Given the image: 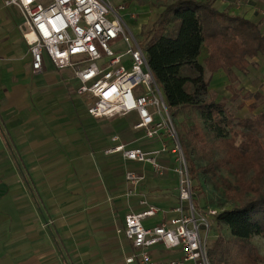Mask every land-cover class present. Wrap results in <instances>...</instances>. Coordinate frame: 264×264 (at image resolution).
I'll return each mask as SVG.
<instances>
[{"label":"crops","instance_id":"1","mask_svg":"<svg viewBox=\"0 0 264 264\" xmlns=\"http://www.w3.org/2000/svg\"><path fill=\"white\" fill-rule=\"evenodd\" d=\"M212 1L221 12L260 23L264 35V0ZM23 22L17 8L0 0V264H128L135 249L124 234L125 218L143 208L140 197H124L126 173L144 176L138 191L166 212L146 223L160 224L179 205L174 156L160 157L168 170L157 176L148 164L107 154L114 137L147 152L162 143L134 130L136 113L94 119L72 70L49 71L44 63L34 74ZM208 55L205 48L201 57ZM261 59L264 66L259 56L246 73L236 71L237 89L264 96ZM209 83L212 93L229 91L223 71L210 74ZM255 111L264 112V99ZM151 251L157 263L181 256L164 246Z\"/></svg>","mask_w":264,"mask_h":264},{"label":"built area","instance_id":"2","mask_svg":"<svg viewBox=\"0 0 264 264\" xmlns=\"http://www.w3.org/2000/svg\"><path fill=\"white\" fill-rule=\"evenodd\" d=\"M15 7L24 22L25 38L30 46L34 74L44 70L48 59L58 70L70 69L79 81V95L91 101L89 114L97 120L138 115L134 130H142L149 140L161 141L153 151L127 149L118 144L107 154H122L129 161L148 164L153 173L163 176L168 168L160 161L164 154L174 156L172 171L178 180L179 205L173 218L149 225L146 220L166 212L151 204L138 187L144 176L126 173L124 197H140L141 212L130 211L125 218L124 234L135 249L128 264H211L208 238L211 218L217 210L204 211L194 200L189 165L169 112L163 89L150 67L141 40L128 26L120 12L126 5L115 7L111 0H4ZM25 28V29H24ZM29 32V35L27 34ZM165 139L170 141L167 143ZM164 246L179 250L177 259L157 263L153 248Z\"/></svg>","mask_w":264,"mask_h":264},{"label":"trees","instance_id":"3","mask_svg":"<svg viewBox=\"0 0 264 264\" xmlns=\"http://www.w3.org/2000/svg\"><path fill=\"white\" fill-rule=\"evenodd\" d=\"M157 1L163 11L153 30L144 34L142 45L171 116L176 118L180 111L193 114V125L177 130L191 179L197 181L201 171L191 147L200 144L220 154L218 158L214 152L205 154L208 164L203 171L222 169L229 174L222 185L233 207L223 210L216 220L228 228L230 238L218 235L209 249L210 262L261 264L263 257L251 239L264 238V112L237 120L223 102L209 95L210 83L205 79L206 71L212 75L223 71L230 83L227 89L243 100L241 108L250 100L258 101L260 92L244 93L235 87L239 81L236 71L246 73L250 59L264 56L261 24L221 12L212 0ZM205 48L209 55L201 62ZM254 107L250 105L249 110ZM236 120L243 130H234ZM224 125L230 128L227 134ZM238 134L244 138L240 145L236 144Z\"/></svg>","mask_w":264,"mask_h":264},{"label":"rangeland","instance_id":"4","mask_svg":"<svg viewBox=\"0 0 264 264\" xmlns=\"http://www.w3.org/2000/svg\"><path fill=\"white\" fill-rule=\"evenodd\" d=\"M112 4L115 7H118L119 5L123 4L126 5V9L120 14L125 17L126 22L128 23V26L133 30V32L138 36V38L143 40L144 34L150 32L153 30V27L155 25V22L157 21L160 13L163 11V8H160L162 5L157 4V0H111ZM168 3L173 2L174 0H166ZM215 1H221L223 0H215ZM160 5V6H159ZM237 5V4H236ZM234 7V6H233ZM207 52H209L207 50ZM206 54V51L204 55ZM263 59V58H262ZM261 59V69L259 70V74H261L264 77V66L263 61ZM205 58L203 56L200 58L201 62H204ZM250 66V64H249ZM45 69L51 70L57 72V70L53 67V65L47 60L45 61ZM258 74V75H259ZM210 73L206 71L205 79L209 81ZM239 82V81H238ZM236 89L239 88V84H236ZM242 90V89H239ZM209 95L216 101V102H223L228 112L233 115L237 120L241 119H253L255 116L258 115V111H251L249 110V106L247 105L248 102H246L245 106L241 108V104H243V100L240 96H235L234 93H231L230 91L226 93H212L209 91ZM225 95V97L223 96ZM264 96H262L258 101H255L254 99L252 102L255 106L259 105L261 102H263ZM251 101V100H250ZM257 108V107H256ZM254 107V109H256ZM172 120L176 126V129L181 132V126L186 125L187 127H190L193 125V114L188 113L185 114L182 111L179 112V115L174 118L172 117ZM237 120L234 121V130H237L239 128L240 130H243L242 127L237 126ZM225 132L226 134L229 133L230 128L225 126ZM229 130V131H228ZM233 134V133H232ZM231 135V133H230ZM167 143L170 145V141L168 139H165ZM244 140L241 134L237 135V141L236 144L240 145L241 142ZM159 141V140H158ZM192 151V158L195 161V164L198 168H201V171L198 176V180H192V184L194 187V200L195 204L202 210L208 211V210H217L218 214H220L223 210L231 209L233 205L229 203L225 196V189L222 185V180L226 177L229 178V174L227 171L218 169L217 173L203 171V168H206L208 164V157L205 154H211L210 152L215 153V157L218 158L220 154L215 151H210L207 145L200 144L196 148L191 147ZM202 151H205L204 154ZM217 216L211 218V233L209 235V242H208V248H212L215 240L217 239L219 234H222L225 238H230V232L228 228L225 225H221L217 223ZM252 244H254L259 251V254L263 257V261L261 264H264V238L255 236L251 239Z\"/></svg>","mask_w":264,"mask_h":264}]
</instances>
